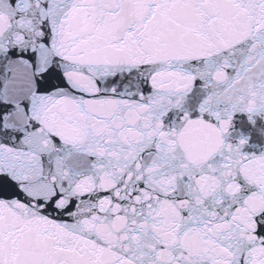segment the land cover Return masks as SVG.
<instances>
[{
  "label": "snow or ice",
  "instance_id": "snow-or-ice-1",
  "mask_svg": "<svg viewBox=\"0 0 264 264\" xmlns=\"http://www.w3.org/2000/svg\"><path fill=\"white\" fill-rule=\"evenodd\" d=\"M0 264H264V0H0Z\"/></svg>",
  "mask_w": 264,
  "mask_h": 264
}]
</instances>
